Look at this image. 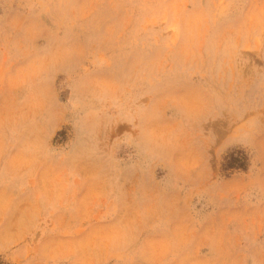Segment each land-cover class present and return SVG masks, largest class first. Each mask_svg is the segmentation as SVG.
Segmentation results:
<instances>
[{"label":"rangeland","instance_id":"obj_1","mask_svg":"<svg viewBox=\"0 0 264 264\" xmlns=\"http://www.w3.org/2000/svg\"><path fill=\"white\" fill-rule=\"evenodd\" d=\"M0 264H264V0H0Z\"/></svg>","mask_w":264,"mask_h":264},{"label":"trees","instance_id":"obj_2","mask_svg":"<svg viewBox=\"0 0 264 264\" xmlns=\"http://www.w3.org/2000/svg\"><path fill=\"white\" fill-rule=\"evenodd\" d=\"M245 166H246L245 164H242V165H240V166H239V168H242V169H244V168H245ZM232 167H234V166H229V168H232Z\"/></svg>","mask_w":264,"mask_h":264}]
</instances>
